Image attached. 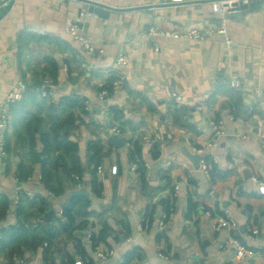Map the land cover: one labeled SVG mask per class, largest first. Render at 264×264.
Segmentation results:
<instances>
[{"label": "crops", "instance_id": "crops-1", "mask_svg": "<svg viewBox=\"0 0 264 264\" xmlns=\"http://www.w3.org/2000/svg\"><path fill=\"white\" fill-rule=\"evenodd\" d=\"M212 1L13 0L0 17V101L17 80L30 85L54 70L50 97L55 102L48 97L43 106L27 97L20 105L14 102L6 155L0 157V264H74L78 259L93 264H264V192L258 187L264 181V98L253 94L255 87L264 89V0H220L230 8L234 2L248 4L230 14L228 7L224 15L212 11ZM91 5H100L106 14L89 11ZM222 20L231 45L218 34L207 40L171 35L174 23L182 29L217 26ZM73 21L102 51H84L64 31ZM151 24L162 32L149 35ZM119 54L126 55V63L117 65ZM111 72L122 76L123 85L101 98L100 87ZM232 77L240 79V88L229 85ZM172 92L185 106L183 123L168 113ZM63 96L83 104L69 109L74 122L68 130L77 144L80 170L68 174L61 165L52 168L54 191L41 178L39 134L35 131L31 142L22 119L26 111L45 117L47 106ZM114 125L122 129L117 135L126 138L123 145L110 139ZM93 141L102 147L99 163L90 158ZM134 144L143 174L131 167ZM58 154L46 161L47 167ZM94 176L102 184L98 194ZM74 194L86 199L74 208L79 213L71 227L62 229L63 205ZM224 211L237 226L213 229L212 221ZM16 222L55 225L57 234L37 246L29 245L30 237L26 242L4 239L1 228ZM248 225L258 227L253 238L247 237ZM228 235L239 237L253 254L238 257L226 243Z\"/></svg>", "mask_w": 264, "mask_h": 264}, {"label": "trees", "instance_id": "trees-1", "mask_svg": "<svg viewBox=\"0 0 264 264\" xmlns=\"http://www.w3.org/2000/svg\"><path fill=\"white\" fill-rule=\"evenodd\" d=\"M49 78L51 80H55V72H51ZM45 77V76H44ZM43 77V78H44ZM48 77V76H47ZM42 78V79H43ZM116 78V74L113 72L110 73V77L108 81L100 87V90L105 88L107 90L112 89V84L114 79ZM41 80H37L35 83L27 85L26 90L24 91L22 97L14 102L18 101V105L21 104L22 99H32L35 101H40V105L43 106L45 103L43 101L44 97L38 95L34 88L41 83ZM52 81V83H53ZM40 97V99L38 98ZM14 102L11 103V113L14 112L13 106ZM53 103V102H52ZM55 105V106H54ZM79 106L83 108V104L81 100L74 96H63L59 99L58 103L50 104L47 106L48 114L45 117H41L36 115V113H32V111H26V117H24V128L27 130V134L31 142L34 140V132L36 131L39 134V139L41 142V155L43 158L41 159V178L48 189L58 191L52 183V168H56L58 165L67 170L68 174L71 171L79 172L80 163L79 158L76 154L77 144L75 141L69 139L68 130L71 124L74 122V116L72 112L69 110L73 107ZM172 107L168 110V113L171 115L172 119L175 122L183 123L182 118L186 115L183 113V109L185 106L182 104L179 106L171 105ZM231 106V105H230ZM23 122V121H22ZM33 124L34 127L33 128ZM88 149L91 152V160L96 163L100 162V156L102 152V147L96 141H93L88 144ZM55 151H59L57 158L54 163H52L51 168L46 166V161L50 160L52 154ZM65 156L69 158L71 163V167L67 168V161L65 160ZM129 158L131 161L137 163L136 169L141 171V174L144 172V164L140 159V149L138 145L134 144L133 149H129ZM207 163H210V159L208 157L205 158ZM93 188L95 193L98 194L101 189V183H97V179L94 176L92 180ZM85 197L79 195H71V197L66 201L63 205V221H59L60 228L66 229L71 227L76 215L79 213V210L73 212L74 208L82 202L85 201ZM7 203V201H3ZM1 214V213H0ZM1 233L4 236V239L10 238L14 239V241L22 240L26 242V238L30 237L29 245L39 244L45 239H48L50 242L57 234L55 225H42L41 227H33V226H25L22 222H16L14 224H9L6 227L1 228ZM4 241V240H3ZM6 241V240H5ZM15 249H17L15 247ZM19 254H22L21 250L17 251Z\"/></svg>", "mask_w": 264, "mask_h": 264}, {"label": "built area", "instance_id": "built-area-1", "mask_svg": "<svg viewBox=\"0 0 264 264\" xmlns=\"http://www.w3.org/2000/svg\"><path fill=\"white\" fill-rule=\"evenodd\" d=\"M3 1V3H6V0H0ZM177 1V0H173ZM247 2L248 0H243ZM228 5L224 4L220 0H213L211 2V9L212 11L216 12H221L223 15L225 12L228 10ZM173 29L171 31V35L174 37H179L183 39H192V38H197V39H203L207 40L211 37H214L216 34L220 35L223 37L224 42L227 45H231V38L227 32V27L225 24V21L222 20L219 25L213 26L210 23H206L205 25L201 26H196V25H186L183 26L182 29L178 28V23H174ZM64 31L70 35H72L81 45L82 49L84 51H87L89 53H94V52H100L102 51L101 48H97L95 44L93 43L92 39L83 35L80 32V27L78 22L73 21L70 23H67L64 27ZM162 31L159 29V27L156 24H151L148 29L147 33L149 35H154L157 33H161ZM127 57L124 54H119L116 59L117 65H121L126 63ZM4 65V60L0 58V69ZM229 85L235 88H240L241 87V81L238 77H232L228 81ZM123 85V78L122 76L117 73L116 78L113 81L112 84V89L109 91L105 88L101 89L99 91V96L101 98L106 97L108 95H111L115 93L117 90H119ZM51 86H53V83L51 79L47 76H45L41 83L37 85L34 88V91L43 97H48L51 102H55V99L53 97H50V89ZM27 88V84L24 80L19 79L15 83L11 85V87L6 91L3 99L0 101V157H3L6 155V148H5V141H6V133L8 130V126L10 124L11 120V103L14 102L15 100H18L22 97L24 91ZM253 94L257 98H264V89L260 87H255L253 89ZM205 99V97L202 99V101ZM171 101L172 105L179 106L181 103V96L175 92L171 93ZM213 128L215 129L216 132L219 131V125L216 124L215 122H212ZM110 130L116 134H122V129L118 125H114L110 128ZM211 144V143H208ZM260 145H261V150L264 152V135L260 137ZM198 150V149H196ZM201 149H199L200 151ZM201 165L203 168H206V162L204 159H201ZM131 167L135 169L137 167V163L133 162L131 164ZM97 170L100 172L102 171V166L98 165ZM112 172L116 171V166H112L111 168ZM258 181V179H257ZM259 182V190L261 192H264V181H258ZM178 185H176V188ZM28 194V193H27ZM29 195V194H28ZM18 193L15 195L16 201L18 200ZM202 209H205L204 206H201ZM206 213H209V210L205 209ZM164 222L161 220L159 221V225L162 226ZM212 228L215 230H219L222 227H236L237 226V221L229 215L227 211H224L222 214H219L214 221H212L211 224ZM247 237L253 238L255 234L258 233V227L253 226V225H248L247 226ZM87 239L89 241L92 240V232L88 231L87 232ZM226 243L229 245L233 246L235 253L238 257H243L245 255H251L253 254L252 250L247 246L245 242H243L239 237L235 235H228L226 238ZM46 245L47 242H44ZM97 255L105 258L106 253L102 251H98ZM74 264H93V263H86L82 259H78L74 262Z\"/></svg>", "mask_w": 264, "mask_h": 264}, {"label": "water", "instance_id": "water-1", "mask_svg": "<svg viewBox=\"0 0 264 264\" xmlns=\"http://www.w3.org/2000/svg\"><path fill=\"white\" fill-rule=\"evenodd\" d=\"M7 2L6 3H3V1H0V17L2 16V14L5 13V10L8 9V7L12 4L13 0H6ZM248 4L247 3H243V2H238V3H233L232 4V7L230 8L229 7V14H230V11L233 10H239V9H242L244 7H247ZM239 8V9H238ZM89 11H93L95 13H98L100 15H105L107 10L103 7H101L100 5H91L89 6ZM238 12V11H237ZM110 139L111 141H113L115 144L117 145H123L126 138L124 136H119L117 134H112L110 135ZM187 156L194 162V163H197L199 161V157L196 155V154H191V153H187ZM36 157L39 158V152L36 153ZM77 193H84V190L83 191H77Z\"/></svg>", "mask_w": 264, "mask_h": 264}, {"label": "rangeland", "instance_id": "rangeland-1", "mask_svg": "<svg viewBox=\"0 0 264 264\" xmlns=\"http://www.w3.org/2000/svg\"><path fill=\"white\" fill-rule=\"evenodd\" d=\"M222 214V213H221Z\"/></svg>", "mask_w": 264, "mask_h": 264}]
</instances>
